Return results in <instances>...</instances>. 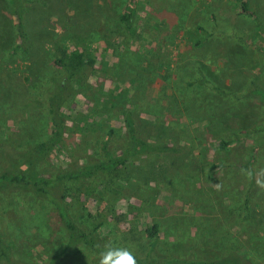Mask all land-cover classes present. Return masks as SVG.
<instances>
[{"label":"rangeland","instance_id":"rangeland-1","mask_svg":"<svg viewBox=\"0 0 264 264\" xmlns=\"http://www.w3.org/2000/svg\"><path fill=\"white\" fill-rule=\"evenodd\" d=\"M245 1L256 19L239 15L237 0H135L128 51L114 53L102 41L87 46L94 68L75 77L79 95L60 107L63 139L48 154L50 161L36 166L86 162L87 143L77 141L88 138L98 123L110 126L111 148L120 151L126 147L122 119L128 113L139 139L177 150L136 159L100 199L91 191L95 182L68 186L70 216L87 229L100 223L103 242L142 251L145 229L155 222L158 247L171 258L264 264V100L257 92L264 89V0ZM123 2L26 0L28 52L7 61L3 51L14 38L11 19L0 15V167L21 162L30 145L48 138L47 97L62 80L51 65L60 39H66L65 47L90 43L72 36L89 29V17L99 7L117 19ZM47 76L54 84L38 83ZM204 121H215V127ZM240 126L246 136L223 150L215 148L214 129L227 136ZM259 145L249 185L241 165ZM200 150L204 158L196 155ZM205 161L229 173L215 167L207 171ZM181 186L187 194L178 191ZM32 204L35 216L21 217L13 229L25 234L15 251L17 263L49 264L55 258L53 264H98L81 246L62 252L64 242L45 229L49 205L39 199Z\"/></svg>","mask_w":264,"mask_h":264},{"label":"trees","instance_id":"trees-1","mask_svg":"<svg viewBox=\"0 0 264 264\" xmlns=\"http://www.w3.org/2000/svg\"><path fill=\"white\" fill-rule=\"evenodd\" d=\"M237 1L239 2V15L256 19L253 12L248 9L245 0ZM25 3L26 0H0V15L6 13L11 19V31L14 38V43L10 44L3 51L6 55L4 56V61H7L17 53L27 54L28 52L25 46V31L28 27ZM134 3L135 0H124L121 6L122 14L118 15L117 19L111 17L101 7L95 9L93 16L89 17V29L87 31L80 30L72 36L79 42L84 41L85 38H89L91 39L90 43L80 46L75 43L76 45L72 44L69 47H65L62 44L65 43L66 39L62 38L56 46L57 54L52 59L51 65L62 76V80L57 84L55 83L54 91L47 97L46 110L49 115V125L47 128L48 138L43 142L30 145L29 149L20 155L22 158L21 162L17 163L13 161V163H10V166L0 167V264H20L15 261V251L17 250V244L19 242L21 243V238L25 234L22 232L18 233L13 229H16V225H20L19 219L21 217L24 219L33 218L34 214L30 211L35 210L36 207L30 204L37 199L49 205L50 209L46 212L47 220L45 219L44 222L46 225L45 229L51 231L59 239L58 242H64L61 248L62 252L71 246L78 245L99 259L98 254L104 249V245L111 244L103 242L99 238L100 223L91 224V227L89 225V229H87L82 225L83 223L74 222L68 211V186L75 183L95 182V185H91V191L95 192L98 195L95 196L100 199L99 196L101 197L106 189H111L113 183L121 179V175L124 174L126 168L132 166L136 159L147 158L151 153L164 154L177 152L174 147L166 144L154 145L139 139L135 132L133 121L130 119V114L128 113L129 115H123L122 119V124L126 130V147L120 149V151L116 150L117 148H111L113 147L114 141L111 137L113 130H110V126H103L96 121L95 123H98L99 127L96 126L93 132H89L88 138H79L77 141L79 144L87 143V146L83 149V159L87 160L86 162L75 165L66 162L64 166L58 168L53 166L54 168L52 169L36 166L49 162L50 158H48V154L63 139V119L60 113V107L66 100L69 99L72 102V99L79 95L77 87L74 84L76 81L75 77H78L86 68H94L95 59L87 53V46L102 41L105 45L104 48L107 45L114 53L118 49L128 51V41L135 31V24L131 20L134 12ZM109 20L114 21L113 24H109L107 22ZM83 27L85 26L83 25ZM192 67L196 73L198 64L193 60ZM52 79V76H47L45 80L41 79L42 82L38 80V83L48 85L53 83ZM185 83L187 86H192L188 81ZM251 92L253 94L256 93V91ZM257 92L260 93L264 100V89L258 88ZM262 117V122H264L263 114ZM203 123L206 127H215L214 123L216 122L209 123L208 121H204ZM230 130L227 131L229 132L227 136H221V130L216 131L214 129V133H218L215 144L216 149L223 150L228 145L239 141L240 135L243 134L246 136V127L240 126L237 129ZM158 137L159 132L156 134V138ZM261 147V145L255 146L252 149V157H249L246 163L241 165V168L248 174L249 185L252 184V173L249 166H252L255 159L254 154ZM59 149L61 150V155L69 160L70 157L62 151L61 145ZM200 152L201 150L196 155L204 158L203 153ZM199 166H202L201 162ZM203 166H209L207 171L215 167L223 175L229 173L226 168L222 167L223 165L215 166L212 162L205 161ZM179 189L178 191L181 193H188L187 191L185 192L182 186ZM26 196L32 199L30 203L26 201ZM13 199L17 201V205L12 202ZM200 209L201 207L197 208V210ZM36 226L37 223H35ZM159 232V226L155 222L145 229V236L148 240L146 246H143L142 251H132L137 264H227L218 261L185 262L171 258L165 250L158 247V242L160 243L161 241L159 239ZM54 261L55 258H51L49 264H53Z\"/></svg>","mask_w":264,"mask_h":264},{"label":"clouds","instance_id":"clouds-1","mask_svg":"<svg viewBox=\"0 0 264 264\" xmlns=\"http://www.w3.org/2000/svg\"><path fill=\"white\" fill-rule=\"evenodd\" d=\"M98 256V264H137L135 255L127 247L106 244Z\"/></svg>","mask_w":264,"mask_h":264}]
</instances>
